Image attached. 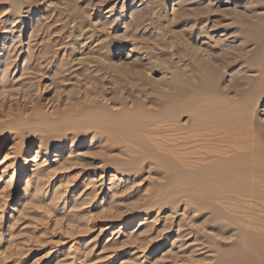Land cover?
<instances>
[{
	"label": "rangeland",
	"instance_id": "obj_1",
	"mask_svg": "<svg viewBox=\"0 0 264 264\" xmlns=\"http://www.w3.org/2000/svg\"><path fill=\"white\" fill-rule=\"evenodd\" d=\"M107 1L0 0V43L2 39L7 43L0 48V264H217L236 251L237 230L224 234L229 237L226 239L208 227L209 210L198 215L183 199L173 206L160 201L167 190L162 185L165 174L152 170V165L126 171V164L115 162L128 159L126 149L98 139L94 128L84 130L88 136L84 142L78 138L61 150L56 136L65 132L64 136L72 137L64 117L88 106L91 99L107 110L119 108L109 97L122 96V91L110 78L98 76L103 82H92L89 76L95 75L96 63L83 66L78 63L81 58L100 59L118 72L133 67L138 59L146 62L144 49L157 47L158 41H154L159 40V34L166 35L161 31L166 29L176 38L184 29H193L196 33L187 38L195 39L194 50L205 57L227 49V57L233 58L254 48L256 61L264 63V0H171L164 11L161 0ZM141 14L143 23L128 27L140 20ZM69 17L73 20L68 21ZM105 20L118 25L111 31L114 37L129 34V38L111 50L112 55L102 58L100 44L109 38L94 30H101ZM152 61L156 66L155 56ZM247 65L224 69L218 82L226 92L222 98L237 107L242 102L252 107L248 102L257 100L247 110L251 111V124L264 135V96L254 97L256 89L252 91L264 83V71L249 72ZM147 68L146 72L151 67ZM236 73L247 83L227 91ZM162 75L156 73L154 79ZM250 75L255 80H249ZM103 89L107 98L102 96ZM239 111L227 118L229 122L243 118ZM44 120L45 128L40 127ZM50 121L56 125L54 129ZM48 123L56 130L51 132ZM27 148L32 163L17 178L15 169L22 160L18 154ZM135 159L134 155L130 160ZM255 210L252 220L263 232L264 204ZM263 246L255 249L264 263Z\"/></svg>",
	"mask_w": 264,
	"mask_h": 264
},
{
	"label": "bare ground",
	"instance_id": "obj_2",
	"mask_svg": "<svg viewBox=\"0 0 264 264\" xmlns=\"http://www.w3.org/2000/svg\"><path fill=\"white\" fill-rule=\"evenodd\" d=\"M170 2L171 0H161V9L164 11L163 7ZM102 7L104 6L99 9L102 10ZM82 8L81 10H83ZM78 9H80L79 6ZM85 11L80 14H84ZM143 14H141L140 20L131 22L128 27L132 23L140 26L143 23ZM70 20H73L72 17L68 18V21ZM82 21L86 22L83 19ZM111 21L105 20L101 30H94L95 33H105L106 37L109 38L100 44V50L104 53L101 54L99 51L102 58L103 55L105 58L112 55L110 51H114L117 46L122 45L123 39L127 36L129 38L128 33V35L124 34V38L114 37L111 31L115 30L118 25H114L115 23ZM128 27L126 23V28ZM81 28L84 29V27ZM127 30L129 32V28ZM161 32H165L166 35L159 32V40L155 38L156 41H154H158L159 45L157 42V47L153 45L154 48L146 47L144 49L147 55L146 62L138 59L134 61L133 67L114 72L110 70L111 67L104 65V61L101 62L97 58H92V60L88 58L89 62L84 61L83 58H81V62L78 61L83 66L95 62L96 66L92 70V74L95 72V75L89 76L90 72L86 74L92 82L95 80V83H99V81L102 83L103 80L98 79V76H102L105 80L110 78V82L118 86L123 94L120 96L117 93V95L109 97L113 106L119 107L117 109L114 107L115 110H107L104 108L105 106H99L91 99L88 106L69 112L64 117L67 126L63 124L64 122H60L65 128L71 129L73 135L69 139V135L64 136L65 132L62 133L63 136L61 133L60 135L57 133V136H61L60 138L56 136L59 142L58 149L61 150L67 144H73L78 138L84 142L88 137L87 130L94 128L96 132L94 135L98 139L101 138L106 141V144L120 145L126 149L123 152L128 159L115 161L126 164L128 166L126 171L143 170L148 167L151 168L152 165V170L165 174L162 185L167 190L162 194L163 199L160 201L173 206L183 199L186 206L190 205L192 211L198 212V215L209 210L211 216L207 219L208 227L220 235L223 234L222 236L229 230H237L234 235L236 236L234 240L236 251L220 259L217 264H264L260 262L255 249L264 245V231L258 230L260 224L253 221L251 216L256 213L257 205L264 204V135L257 132L259 130H257V126L251 124V111L248 112L250 106L241 101L242 103L239 104L236 102L239 105L237 107V105H233L234 102L232 104L229 100L224 99L225 96L222 98L226 92L220 88V82H218L220 75L223 74L224 76V69L231 65L247 63L249 72L260 70L263 73L264 63L259 64V60L256 61L258 56L254 48L235 54L233 58L227 57L229 53L227 49H222L220 55L212 57V54L209 53L208 57H205L194 50V44L197 43L195 39L187 38L188 34L196 33L193 29H184L182 36L176 38L166 29ZM169 32L171 36H167ZM136 40V38L133 39L134 45L138 44ZM0 44V48L7 46L5 39H2ZM140 49L143 53L144 50ZM154 49H157L158 53L153 54ZM217 53L219 52L217 51ZM154 56L158 60L155 63L156 66H153ZM218 61L220 63L215 64ZM148 66L151 68L146 72L145 69ZM156 73L164 74V76L162 75L156 81L154 79ZM238 75L236 73L232 76V82L227 91H230L231 88L239 89L247 83H243L241 81L242 75ZM252 78L255 80L251 75L248 77L249 80ZM254 89H256L257 94L254 97L264 96V83L262 86L253 88V92H255ZM103 90L102 96L107 98V91H105L106 89ZM95 92L97 91L95 90ZM86 94L91 95L90 92ZM124 94L127 96L124 97ZM252 101L248 103L253 107L257 100ZM244 105H246V109H243L245 108ZM252 107L250 108L252 109ZM238 111L243 118H236L239 119V122L236 123L232 120L233 123L229 122L227 118L231 114L234 116V112L237 113ZM248 113L249 117H244ZM44 119L46 120V118ZM45 120L40 124H43ZM39 121L41 122L40 119ZM52 122L57 123L55 120ZM49 123L48 128L51 129V132L55 131L56 129H53L58 124L50 123L52 128L55 126L52 129ZM40 127L45 128L44 124ZM55 134L52 133L54 136ZM30 153L31 149L27 148L18 154L22 160L15 169V177L18 178L26 173L31 166L32 155ZM134 155L136 159L130 160ZM154 203L160 202L155 201ZM133 220L134 217H132L131 222ZM263 228L264 226L262 230H264ZM228 238L227 236L226 239Z\"/></svg>",
	"mask_w": 264,
	"mask_h": 264
}]
</instances>
